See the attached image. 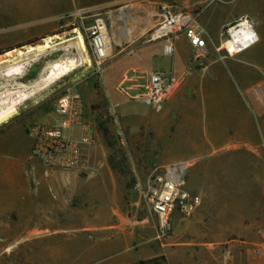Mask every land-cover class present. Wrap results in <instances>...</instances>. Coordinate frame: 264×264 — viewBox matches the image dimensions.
I'll use <instances>...</instances> for the list:
<instances>
[{
	"label": "crops",
	"instance_id": "obj_1",
	"mask_svg": "<svg viewBox=\"0 0 264 264\" xmlns=\"http://www.w3.org/2000/svg\"><path fill=\"white\" fill-rule=\"evenodd\" d=\"M4 1L0 22L6 17L2 27L11 35L6 42L0 37V50L15 47L31 33L54 31L61 25L48 21L61 19L68 12L110 7L118 0ZM47 1L49 5H45ZM169 1L174 0H150L148 5L139 2L142 12L137 27L150 30L158 21L157 9ZM204 1L208 2L198 10V22L206 32V58L193 61L192 48L183 36L175 40L170 56L163 54L160 42L158 53L167 57L165 71L172 72L177 85L159 111L150 107L152 112H135L124 107L129 99L116 86L127 68L138 66L121 70L125 63L119 55L120 41H114L116 48L108 64L78 88L84 119L96 137L95 119L100 114L110 117L119 130L121 123L137 130L139 145L146 142L155 150L159 166L185 164L184 187L200 196L191 217L183 218L177 211L172 214V232L165 240L157 239L158 222L149 217L132 222L117 212L119 221L106 226L123 235L107 245L104 259L118 257L107 264L137 263L159 255L167 264H264V0H180L174 7L188 8ZM241 15L251 18L258 40L242 52L222 58V52L215 50L222 30ZM15 16L19 21L12 20ZM150 44L138 46L132 54L140 60L148 55L156 58L155 52L148 50ZM99 100L102 103L96 105ZM39 119L42 121L34 123L48 124L55 116ZM27 126L18 122L0 134V234L6 240H14L15 223L26 226V237L49 229L47 225L59 218L60 192L69 188L67 194L71 195L79 169L86 168L89 175L97 170H88V148L83 150L80 168L42 165L31 153ZM111 174L100 172L95 183L113 184L108 179ZM93 181L87 182L92 188ZM51 193L57 200L49 198ZM15 208L21 210L17 215ZM12 246L6 244L0 253ZM141 249L146 253L143 257Z\"/></svg>",
	"mask_w": 264,
	"mask_h": 264
},
{
	"label": "rangeland",
	"instance_id": "obj_2",
	"mask_svg": "<svg viewBox=\"0 0 264 264\" xmlns=\"http://www.w3.org/2000/svg\"><path fill=\"white\" fill-rule=\"evenodd\" d=\"M148 1L150 0H118L110 7H98L85 11V17L79 15L81 11L68 12L61 19L48 21L61 27L56 26L52 32L31 33L29 38L24 37V40L16 46L23 45L10 50V55L6 54L9 51L0 54V59L10 60L0 62V116L6 114L0 120V131L3 132L18 122L29 125L42 121L39 119L41 117L49 116L53 119V108L57 96L68 88L79 91V86L85 83L90 75L97 74L99 69L92 61L85 35V28L89 25L92 14L108 12L113 49L116 48V41L121 42L118 46V49H121L119 55L124 56L122 60L125 63L121 66V70L128 65H137L146 70L165 71L167 57L158 53L162 41H153L148 46V50L155 52L154 59L148 55V59L140 60L138 57L136 59L134 54L125 53L127 45L134 46L135 50L138 46L148 43L146 41L148 28L143 30L140 26L137 27L138 15L142 12L141 5L138 7L137 4L144 2L148 5ZM42 2L41 4H50L48 1ZM207 2L177 9L199 10ZM4 3V0H0L1 13H3ZM179 3L180 0L169 1L168 6L174 7ZM160 8L157 11H160ZM3 19L5 21L0 22V37L4 36L6 42L9 41L11 32L2 27L6 24V17ZM19 19L16 16L12 18L14 22ZM32 27L34 26L31 25ZM126 29H131L133 32V38L128 41L124 39ZM78 32L83 39V45L77 38ZM50 39L53 40L51 46L18 55V50L25 51L29 45L35 47ZM61 39L66 40L61 42ZM31 40L35 41L25 44ZM68 59L74 61L73 69L65 74H50L55 62L66 63ZM106 64L108 61L103 66ZM15 66L18 68L16 69ZM99 101L95 104L100 105L102 102ZM124 107L135 112L137 110L152 112L149 105L131 99L126 100ZM87 115L89 116V111ZM98 118L95 119L97 140L88 148L86 154L88 170L97 169L96 172L89 175L86 168L79 169L77 182L71 195L67 194L69 188H64L60 192L61 209L60 212L56 211L59 218L53 225H47L49 229L26 237L28 234L26 226L15 223L13 225L14 240H6L5 235L0 234V249L6 244H13L11 248L0 253V264H107L118 258L114 255L104 259L109 252L107 245L123 235L120 231L106 226L107 223L119 221L117 212H120L125 220L132 222L143 217H149L151 221L158 222L157 217L149 211L148 205L141 197V190L147 179L154 168L159 166L155 158V150L146 142L139 145L137 130L126 128L123 123L119 130L110 117L100 114ZM107 170L112 172L108 179L114 185L95 183L98 174ZM91 180L95 183L93 188L87 183ZM99 180L101 182L102 178ZM48 196L50 199L53 197L52 193ZM20 211L15 208L14 214L17 215ZM141 250L140 256L143 257L146 253L143 252L144 249ZM132 253L134 257H137L135 250H132Z\"/></svg>",
	"mask_w": 264,
	"mask_h": 264
},
{
	"label": "built area",
	"instance_id": "obj_3",
	"mask_svg": "<svg viewBox=\"0 0 264 264\" xmlns=\"http://www.w3.org/2000/svg\"><path fill=\"white\" fill-rule=\"evenodd\" d=\"M214 1V0H211ZM85 17L86 12H79ZM197 9H177L162 6L157 23L148 31L147 42L162 41V51L172 55L174 42L183 36L192 48L191 59L206 58V32L199 25ZM108 12L91 15L85 35L92 54V61L100 69L109 59L113 49ZM222 39L216 46L221 57L242 52L258 40L251 18L238 16L226 25ZM134 46L127 45L126 54H132ZM176 77L170 71L146 70L129 67L120 76L116 90L128 99L144 102L159 111L176 88ZM55 119L52 123H32L27 126L31 139V153L48 168L76 169L83 166V150L96 143L94 128L84 119V103L78 91L68 88L61 92L54 103ZM185 164L155 167L141 190V197L149 211L157 217V239L170 237L172 214L177 211L189 218L200 204V196L184 187Z\"/></svg>",
	"mask_w": 264,
	"mask_h": 264
},
{
	"label": "bare ground",
	"instance_id": "obj_4",
	"mask_svg": "<svg viewBox=\"0 0 264 264\" xmlns=\"http://www.w3.org/2000/svg\"><path fill=\"white\" fill-rule=\"evenodd\" d=\"M122 37H123V35H122ZM74 38V37H73ZM77 38L80 40V42H81V45H83V39H82V37L80 36V34H79V32H78V35H77ZM133 38V32H132V30L131 29H126V30H124V39H127V41L128 40H131ZM60 39V38H59ZM71 39V38H70ZM66 39H61V42H63V41H65ZM53 43V40L52 39H50V40H48V41H46V42H44V43H42V44H37L35 47H33V46H28L26 49H25V51H22V50H18V55L20 56V55H22V54H25V53H30V52H32V51H35V50H39V49H41V48H44V47H48V46H51V44ZM7 55H10L11 54V51H9V52H7L6 53ZM4 60H8V58H6V59H0V62H3ZM8 61H10V60H8ZM20 64V63H19ZM18 65V64H17ZM11 66V65H10ZM13 66V65H12ZM75 67V65H74V61L73 60H69L68 59V61L66 62V63H64V62H62V63H58V62H55L54 64H53V67H52V69H51V71H50V74H52V75H57V74H65V73H67L68 71H70L71 69H73ZM15 68L17 69L18 67L17 66H15ZM5 69H7V68H5ZM4 69V70H5ZM9 70H10V68H8ZM11 73V72H10ZM19 73V72H18ZM6 112V111H5ZM6 116V114H3L2 116H0V120L3 118V117H5Z\"/></svg>",
	"mask_w": 264,
	"mask_h": 264
},
{
	"label": "trees",
	"instance_id": "obj_5",
	"mask_svg": "<svg viewBox=\"0 0 264 264\" xmlns=\"http://www.w3.org/2000/svg\"><path fill=\"white\" fill-rule=\"evenodd\" d=\"M34 41L35 40H31L29 42H26L25 44L32 43ZM21 45H23V44H19L18 46H15V47H12V48H8L6 50H0V54H2L4 52H7V51H10V50H12V49H14L16 47L21 46ZM0 132H2V131H0ZM135 264H167V263L165 262L164 256L163 255H159V256L152 257V258L141 259Z\"/></svg>",
	"mask_w": 264,
	"mask_h": 264
}]
</instances>
